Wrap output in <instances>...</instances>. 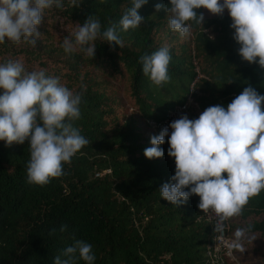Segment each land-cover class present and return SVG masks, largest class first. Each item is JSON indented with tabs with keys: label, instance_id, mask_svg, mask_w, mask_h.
<instances>
[{
	"label": "trees",
	"instance_id": "16d2710c",
	"mask_svg": "<svg viewBox=\"0 0 264 264\" xmlns=\"http://www.w3.org/2000/svg\"><path fill=\"white\" fill-rule=\"evenodd\" d=\"M78 2L74 7L62 0L63 8L45 10L35 46L23 40L0 43V65L20 61L26 71H44L81 95V116L73 126L89 142L64 164V175L40 186L27 182L30 142L8 146L0 141V264H54L75 240L92 246L94 264H206L214 227L196 195L179 207L162 198L160 189L172 183L176 167L166 138L159 146L162 158L145 156L161 131L144 136L143 128L186 102L191 87L202 112L216 105L227 109L248 86L264 95V69L239 55L227 9L223 15L198 9L203 24L189 21L190 34L181 37L170 30L167 12L155 9L170 0H147L139 9L144 21L127 31L120 20L132 0ZM90 17L100 21L101 33L115 25L123 46L98 38L94 57L79 48L66 53L65 37L74 40L78 24ZM162 48L171 56L170 80L156 86L143 74L141 57ZM106 169L110 172L95 176ZM235 218L225 222L230 237ZM239 218L251 220L242 227L264 246V191L250 198ZM76 264L87 262L77 253Z\"/></svg>",
	"mask_w": 264,
	"mask_h": 264
},
{
	"label": "clouds",
	"instance_id": "9594fccd",
	"mask_svg": "<svg viewBox=\"0 0 264 264\" xmlns=\"http://www.w3.org/2000/svg\"><path fill=\"white\" fill-rule=\"evenodd\" d=\"M146 3L147 0H132V7L120 20L124 31L142 24L139 9ZM68 4L80 6L78 0H68ZM54 5L63 8L62 0H0V43L7 39L19 44L23 40L35 46L41 36L38 28L45 10ZM202 8L214 15H223L227 9L233 21L234 39L240 45L239 55L264 69V0H170L169 6L155 5L157 12H167L170 30L181 37L190 34L189 21L203 24L204 15L197 13ZM78 25L74 40L68 36L63 41L66 53L79 48L94 57L98 38L111 46H123L115 25L103 33L100 21L94 17ZM170 60L168 48L141 57L143 74L161 86L170 80ZM0 89V141L8 146L30 142L27 182L44 186L64 175V164H70L89 143L73 126L81 116V95L44 71H26L20 61L0 65ZM170 127L173 131L168 155L175 159L176 171L172 183H165L160 194L178 207L192 195L199 196L198 207L204 213L211 210L215 214V230L222 233L225 222L241 216L250 198L264 191V95L251 86L245 87L227 109L210 106L198 119L183 116ZM166 137L167 127L151 138L153 147L145 149L148 159L164 156L159 146ZM65 230V226L60 229ZM249 230L237 228L230 248L244 252L242 241ZM77 253L87 264H94L92 246L82 240H75L63 251L64 259L56 256L54 264H76Z\"/></svg>",
	"mask_w": 264,
	"mask_h": 264
},
{
	"label": "built area",
	"instance_id": "2783aa9c",
	"mask_svg": "<svg viewBox=\"0 0 264 264\" xmlns=\"http://www.w3.org/2000/svg\"><path fill=\"white\" fill-rule=\"evenodd\" d=\"M190 91L191 92H190L189 96L187 97L186 102L181 104L174 111L167 113L165 118L162 121H160V122H156L154 120L148 121V124L151 128H154V129L159 130L161 132L164 128H166V127L168 128L169 137H166V146H167L168 150L170 148V144H169L168 140H169L171 133L173 131L170 127V124L172 122L182 118L183 116H187L189 118V115L191 113V110H190L191 106L193 104H196L194 102V98L192 95L197 94L198 92L193 87H191ZM172 165L176 167L175 159L173 157H172ZM108 172H110L109 169H106L103 172H96L95 176H101V175L108 173ZM197 198H198L199 203H200V197L197 196ZM201 212H202L203 217L206 220L210 221L214 227L212 240L207 246L206 264H229V263L240 264L239 261L234 256L233 249L230 248V245L234 239L227 235L226 223H225L224 231L222 233L216 232L215 224H216L218 218L215 216L214 213L211 212V210H209L208 213H204L202 210H201Z\"/></svg>",
	"mask_w": 264,
	"mask_h": 264
},
{
	"label": "rangeland",
	"instance_id": "374dc122",
	"mask_svg": "<svg viewBox=\"0 0 264 264\" xmlns=\"http://www.w3.org/2000/svg\"><path fill=\"white\" fill-rule=\"evenodd\" d=\"M195 89V88H194ZM197 90V89H195ZM191 112L198 115V117L203 113L200 111L196 104L191 106ZM157 130L154 128H143L144 136H153ZM233 224H231L230 233L231 236L234 237V232L237 228H241L245 223L251 222V220L241 219L236 217L232 220ZM235 239V237H234ZM257 235H249L246 233L245 239L242 241L244 252H240L236 250L238 254H240L241 259L240 264H264V246H260L259 242H255L257 240ZM264 242V239H263ZM259 246V247H258Z\"/></svg>",
	"mask_w": 264,
	"mask_h": 264
}]
</instances>
